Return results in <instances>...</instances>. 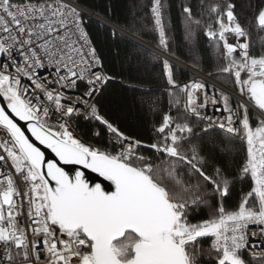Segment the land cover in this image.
Returning <instances> with one entry per match:
<instances>
[{
	"label": "snow or ice",
	"instance_id": "6c2138e0",
	"mask_svg": "<svg viewBox=\"0 0 264 264\" xmlns=\"http://www.w3.org/2000/svg\"><path fill=\"white\" fill-rule=\"evenodd\" d=\"M129 11L157 51L117 43V76L84 0H0V264H264V0ZM141 63L167 94L137 98L147 140L102 102L113 83L151 93L123 75Z\"/></svg>",
	"mask_w": 264,
	"mask_h": 264
},
{
	"label": "trees",
	"instance_id": "16d2710c",
	"mask_svg": "<svg viewBox=\"0 0 264 264\" xmlns=\"http://www.w3.org/2000/svg\"><path fill=\"white\" fill-rule=\"evenodd\" d=\"M133 0H84V5L87 9L92 10L95 15L101 17L103 20L121 29L122 31L130 34L131 36L141 40L147 45L155 47V34L152 32H144L141 34H134L132 31H128L127 28L131 25L130 7ZM109 10H111V20L106 19ZM123 25V26H121ZM150 25V22H149ZM92 35L95 38V42L98 45V49L101 54L107 60V67L113 71L117 76L121 75L122 66L121 60L116 58V46L117 43L121 46L122 54L126 49H134V44H129L126 40H114L111 38L107 28L102 24H92ZM177 44H180V32L176 34ZM122 36V35H121ZM124 37V36H123ZM132 41V40H131ZM205 43L203 37L201 38V44ZM143 49H146L143 47ZM140 50L141 58L148 56L149 52ZM207 56V51L205 50ZM185 57L182 55L181 60ZM191 63V61H187ZM206 75V73H203ZM123 75L126 81L132 83L137 89H151V93H142L133 91L132 89H125L119 83L110 84L108 90L104 94L103 103L119 116L120 120L124 123L126 129L132 132L137 137H143L148 139L151 132V124L149 120H154L156 117H150L146 115L141 109L137 107V98L141 95H151L153 98L159 97L161 101L162 110H166L167 107V94L165 92L166 85L159 74V70H152L151 68H145L144 64L139 65V70L131 73V80H128L129 72L125 70ZM177 75L182 81H188L192 79V75H189L187 71L178 72ZM224 80L223 77L220 80H216L220 84ZM83 127V126H82ZM84 131L87 128L84 127ZM91 139V137H89ZM92 143H96L95 139H91ZM235 147L240 148V143L236 142ZM235 155V153H234ZM238 159V156L236 157ZM248 183H242L238 185V190H246Z\"/></svg>",
	"mask_w": 264,
	"mask_h": 264
},
{
	"label": "water",
	"instance_id": "95a60500",
	"mask_svg": "<svg viewBox=\"0 0 264 264\" xmlns=\"http://www.w3.org/2000/svg\"><path fill=\"white\" fill-rule=\"evenodd\" d=\"M93 19L99 21L100 24H102L103 26L104 25H107L108 27L115 28L116 31L120 33V35H122V36H124V37H126V38H128V39H130L132 41H135L136 43L142 44L144 48H146V49H148L150 51H156L152 46L147 45L144 42H142L141 40H139V39L131 36L130 34L124 32V31H122L121 29H119V28L115 27L114 25L108 23L107 21L103 20L101 17H99L97 15H94L93 16ZM178 67L179 68H183L184 67V64L181 63L180 65H178ZM93 175H95V174H93Z\"/></svg>",
	"mask_w": 264,
	"mask_h": 264
},
{
	"label": "built area",
	"instance_id": "2783aa9c",
	"mask_svg": "<svg viewBox=\"0 0 264 264\" xmlns=\"http://www.w3.org/2000/svg\"><path fill=\"white\" fill-rule=\"evenodd\" d=\"M156 51H157V48L156 46L153 47ZM192 76H195V78L197 79H201V78H207L209 79V82L210 83H213L217 88H221L222 87V84H220L219 82H217L216 80H213L212 78L210 77H207L205 74L203 73H199V72H195L192 74ZM193 78V77H192ZM250 229L251 230H254V231H257V239L259 240L260 239V236H259V231H258V228L257 226L253 225V226H250Z\"/></svg>",
	"mask_w": 264,
	"mask_h": 264
},
{
	"label": "crops",
	"instance_id": "0c3cea01",
	"mask_svg": "<svg viewBox=\"0 0 264 264\" xmlns=\"http://www.w3.org/2000/svg\"><path fill=\"white\" fill-rule=\"evenodd\" d=\"M153 47V46H152Z\"/></svg>",
	"mask_w": 264,
	"mask_h": 264
}]
</instances>
